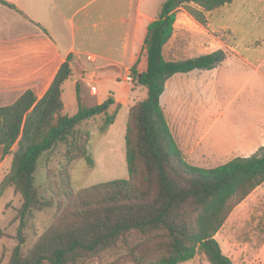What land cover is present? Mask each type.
Here are the masks:
<instances>
[{
	"label": "trees",
	"instance_id": "16d2710c",
	"mask_svg": "<svg viewBox=\"0 0 264 264\" xmlns=\"http://www.w3.org/2000/svg\"><path fill=\"white\" fill-rule=\"evenodd\" d=\"M233 1L166 0L159 17L149 23L130 69L135 82L148 92L129 109L127 178L77 192L72 188L71 164L81 159L93 163L88 152L92 135L84 124L105 115L102 132H107L122 104L110 97L95 106L84 105L78 81L79 110L74 115L65 113L64 86L73 76L71 54L42 98L28 90L14 104L0 107V149L3 157L13 153L2 187L14 188L23 199L20 230L34 211L56 208L53 224L27 253L19 236L20 244L8 264H77L99 259L122 243L131 264H182L197 255L211 264H235L216 236L234 208L264 184V146L251 156L235 157L216 167L194 165L180 149L161 104L172 76L213 69L226 57L220 50L168 61L164 47L174 34L177 12L185 9L205 27L209 12ZM115 104L117 109L110 115ZM60 146L65 148L57 181L60 190L48 200L36 187V174L40 161Z\"/></svg>",
	"mask_w": 264,
	"mask_h": 264
},
{
	"label": "crops",
	"instance_id": "0c3cea01",
	"mask_svg": "<svg viewBox=\"0 0 264 264\" xmlns=\"http://www.w3.org/2000/svg\"><path fill=\"white\" fill-rule=\"evenodd\" d=\"M2 1L10 6L0 2V107L9 106L8 100L15 96L19 98L28 90L42 98L70 54L73 71L71 79H75L72 95L80 81L82 85L91 88L92 97L97 96L101 81L96 78L92 82L89 79L92 75L94 77L99 73L125 67L131 75L130 69L144 42L147 27L159 17L166 0ZM207 18L208 23L203 27L181 8L177 12L174 34L164 47V56L166 58L171 54L177 56L184 53L186 58L182 60H188L222 50L226 54L224 61L210 70H194L172 76L166 82L161 104L185 158L195 165L211 168L230 161L227 154L254 149L253 155L264 146V115H261V125L257 126L260 128H256L260 143L247 142L240 145L244 146L241 150L213 151L221 154L224 159L212 160L209 158L210 150L204 149L203 145L213 127H208L210 118H215L213 124L216 125L222 112L215 116L210 110L201 108L206 105L212 109L215 102L227 103L229 106L241 105L244 100L239 95L229 98L219 95L215 101L205 99L204 95L202 98H194L191 93V84L194 82L192 76L198 71L214 73L223 68L226 72L238 75L242 86L254 84L257 87L258 84H264V0H234L209 12ZM201 29L208 31L204 36L209 42L208 47L201 46ZM231 36L238 38L239 43L251 44L252 47L242 51L239 44L228 46L227 39ZM129 50L132 51V58L126 66L122 60H125ZM76 65L82 67L80 73L75 71ZM232 78L228 81L233 84L237 79ZM118 80L124 81L123 78ZM127 87L118 86L119 92L113 97L117 104L126 102ZM131 91L135 93V90ZM168 93L169 103L165 105ZM246 101L244 103L247 104L249 99ZM95 102L101 104L104 100ZM197 105L201 110L196 111ZM259 123H255L254 128Z\"/></svg>",
	"mask_w": 264,
	"mask_h": 264
},
{
	"label": "rangeland",
	"instance_id": "374dc122",
	"mask_svg": "<svg viewBox=\"0 0 264 264\" xmlns=\"http://www.w3.org/2000/svg\"><path fill=\"white\" fill-rule=\"evenodd\" d=\"M207 32L208 31L204 29L200 31L199 35L202 40V47H204L203 45L206 47L209 46V42L206 41L204 37ZM238 41V38L231 36L227 39V44L230 47L239 44L243 49L242 51H244L246 47H252L251 44L249 46L247 43H239ZM144 56L145 53L143 52L140 56L141 64L139 68L141 70L144 68L142 64L145 60ZM131 58L132 51L129 50L125 60L122 61L128 66L131 62ZM166 58L182 60L186 58V55L184 53L178 54L177 56L171 54ZM81 70V66H75V71L77 73H80ZM126 70L125 67L112 72L99 73L94 77L93 75L91 77L88 76L91 81L96 78L101 81L98 84L99 94L95 97H92L93 93L91 88L89 89L86 85H82L81 96L84 105L87 106H95L97 105L95 101H100L101 99L106 101L110 97L113 98L119 92V85L120 87H128L126 88V102L120 103L122 104V109L119 111L115 124L110 126L107 132H102V127L106 119L105 115L84 124L92 135L91 142L88 145V152L93 159V163L90 164L85 159H81L71 164L69 174L71 177V185L75 192L96 184L128 177L125 138L129 106L131 108L139 101L144 100L147 97L148 91L147 88L140 86L135 81L133 84H129L126 80L129 73H127ZM200 73L202 74L200 75ZM232 77L237 79L233 84L228 81V79ZM120 78H123L124 81H119L118 79ZM192 78H194V82L191 84V93L194 94V98H202V95H204L205 99H213L215 101V98L219 95L226 98L239 95L241 100H244L241 105L229 106L227 103L215 102L213 103L212 109L208 106L206 107V105L201 108L202 110H210L211 114L215 116H218L220 112H222L216 125L213 124V120L215 119L213 117H211V120L208 122V127L211 125H213V127L210 136L204 141L203 148L210 150L211 155L209 158L212 160L224 159V157L220 156L221 154H215L213 151L220 149H225L227 152L235 149L241 150L244 149V146L240 145L247 142L260 143L256 128H260L257 126L261 125V123H259L260 120H262L261 115H264V84H258L257 87L254 86V84L242 86L238 75L233 72H226L223 68L220 72L217 71L214 73L198 71ZM233 78L232 80H235ZM74 80L75 79L69 80L64 87L63 102L65 104V113L69 115L73 113L76 114L79 110L77 92L75 89H73L72 95ZM131 90H135V93H132ZM110 93L112 94L111 96H109ZM19 98L15 96L13 99L8 100L7 103L12 105ZM247 99H249V102L246 104L244 102H247ZM164 103L168 105L169 93L166 95ZM116 109L117 104L111 106L109 114L113 115ZM199 109L200 106H198L196 111H199ZM257 122L259 124L254 128ZM200 128L202 129L201 131H203V126ZM174 129L176 128L174 127ZM253 150L254 149H249L244 152L238 151L230 155L227 154V158L231 160L239 156L247 157L252 155ZM13 152H15V149ZM64 152L65 148L60 146L40 161L36 174V187L40 190L41 197L45 199H51L53 195L60 190V188L57 187V181L59 167L63 165L61 156ZM12 163L13 153L3 157L0 149V264L9 263L14 249L20 244V235L24 238L22 250L24 253H27L34 246L38 238L53 224L56 214V208L34 211L33 214L27 218L23 229L20 230L21 220L18 216L19 210L23 205V199L19 194L15 193L14 188L2 187L4 179L11 171ZM191 163L194 164L193 162ZM216 238L223 252L229 256L235 264H264V184L234 208ZM77 264L131 263L128 259L127 247L122 243L119 244L116 249L102 255L99 259L81 261ZM182 264L211 263L204 255H197L192 261Z\"/></svg>",
	"mask_w": 264,
	"mask_h": 264
},
{
	"label": "built area",
	"instance_id": "2783aa9c",
	"mask_svg": "<svg viewBox=\"0 0 264 264\" xmlns=\"http://www.w3.org/2000/svg\"><path fill=\"white\" fill-rule=\"evenodd\" d=\"M89 58L91 59V57H89ZM126 80H127L129 83H132V82L135 81L132 75H129V76L126 78ZM92 90L95 91V88H93Z\"/></svg>",
	"mask_w": 264,
	"mask_h": 264
}]
</instances>
